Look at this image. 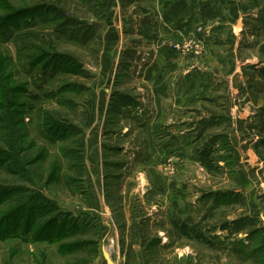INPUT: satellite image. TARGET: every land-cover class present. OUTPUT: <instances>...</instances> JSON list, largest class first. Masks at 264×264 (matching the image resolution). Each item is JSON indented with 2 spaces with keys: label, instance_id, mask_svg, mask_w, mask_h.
Here are the masks:
<instances>
[{
  "label": "rangeland",
  "instance_id": "obj_1",
  "mask_svg": "<svg viewBox=\"0 0 264 264\" xmlns=\"http://www.w3.org/2000/svg\"><path fill=\"white\" fill-rule=\"evenodd\" d=\"M141 5L0 0L15 14L0 33L2 228L77 219L53 242L0 240V264H264V0H207L166 42L191 62L187 114L152 96L168 74L144 61L168 51L138 35ZM88 197L108 216L76 211Z\"/></svg>",
  "mask_w": 264,
  "mask_h": 264
},
{
  "label": "crops",
  "instance_id": "obj_2",
  "mask_svg": "<svg viewBox=\"0 0 264 264\" xmlns=\"http://www.w3.org/2000/svg\"><path fill=\"white\" fill-rule=\"evenodd\" d=\"M106 3H115L122 0H105ZM142 5L140 7V13L137 16V28L138 35L143 36L152 41L151 46L155 51L167 50L168 57L164 59H152L144 61L149 67H163V73L168 74V78L162 79L159 81V87L151 90L152 96L156 102L161 103V99H169V102L174 105V107L180 111H184L186 114L188 109L191 107L190 101L193 95L191 88V65L190 59L185 54L171 50L170 45L176 42L177 39H182L186 41V37L190 35L193 30V23L195 18H206L207 15L203 14L206 6L207 0H141ZM239 1V0H237ZM194 10H197L199 13H195ZM125 24H122L121 27L115 26L112 23L110 26V39L112 45H117L120 40H122V34L125 30ZM121 36V37H119ZM190 37V36H189ZM123 41V40H122ZM168 41H173L169 45ZM181 42V41H180ZM148 46V45H147ZM116 47V46H114ZM171 51L173 54H171ZM242 75L241 73H235L232 76V81L240 82ZM149 78L148 80H150ZM153 84L156 83V78L153 76V80H150ZM151 82V83H152ZM237 83V84H238ZM167 84L165 86H161ZM156 85V84H155ZM162 87V88H161ZM264 98V96H262ZM250 105V103H249ZM249 110V109H248ZM245 109L243 113L238 114L237 117L243 119L247 115H250L246 112ZM256 114V113H255ZM259 115V113H258ZM260 119V116H259ZM248 155L251 157L253 154L248 152ZM91 191V188H90ZM91 194V192H89ZM92 195V194H91ZM76 205V211L81 210L85 213L89 212L91 215L97 216L99 213L102 217H107L110 213L109 205L103 204V207L95 205L91 197H88L87 201L82 202V204ZM98 207V208H97ZM99 209V210H98ZM110 219V218H109ZM102 225L113 223V219L109 220V223L103 221ZM104 229H106L104 227ZM111 242H118L119 234L117 232L111 233ZM117 256H119L117 254ZM104 258V256H103ZM120 258V256H119ZM97 257L92 264H117L114 259L104 258L105 260H98Z\"/></svg>",
  "mask_w": 264,
  "mask_h": 264
},
{
  "label": "trees",
  "instance_id": "obj_3",
  "mask_svg": "<svg viewBox=\"0 0 264 264\" xmlns=\"http://www.w3.org/2000/svg\"><path fill=\"white\" fill-rule=\"evenodd\" d=\"M36 8H41V6H36ZM12 12L6 13L5 16L0 17V33H7L11 29V20L15 17V14L11 15ZM25 13H31L30 8H27V10H23L18 13V15H23ZM29 207L25 206V204H19V212L23 213V211H26L25 209H28ZM36 220H32L29 218V216H25L24 214L21 216L19 221L14 224L12 228H2L4 225L3 219L0 220V228H2L0 231V240H6L8 238H20L22 241L28 240V235H35L33 237V241H48L53 242L55 239H58L59 237H64V232L62 231V227L66 226L65 222L68 223H77V219L71 220H58V221H52L47 222L43 225L38 222V225L35 223ZM65 221V222H64ZM59 227V229H58ZM14 230V231H13ZM79 242H76V244Z\"/></svg>",
  "mask_w": 264,
  "mask_h": 264
}]
</instances>
